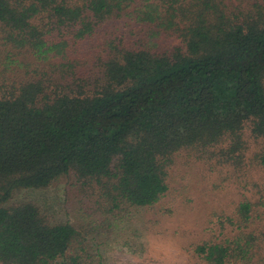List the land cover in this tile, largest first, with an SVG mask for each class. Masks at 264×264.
<instances>
[{
    "label": "trees",
    "instance_id": "1",
    "mask_svg": "<svg viewBox=\"0 0 264 264\" xmlns=\"http://www.w3.org/2000/svg\"><path fill=\"white\" fill-rule=\"evenodd\" d=\"M109 21L126 37L80 55ZM162 36L180 46L158 53ZM86 57L97 76L80 75ZM184 152L264 172V0H0V264L89 261L74 226L12 205L16 191L73 174L106 214L150 208ZM260 194L195 246L201 263L264 264Z\"/></svg>",
    "mask_w": 264,
    "mask_h": 264
},
{
    "label": "rangeland",
    "instance_id": "2",
    "mask_svg": "<svg viewBox=\"0 0 264 264\" xmlns=\"http://www.w3.org/2000/svg\"><path fill=\"white\" fill-rule=\"evenodd\" d=\"M66 1L82 5L86 0ZM112 32L126 37L123 23L106 22L91 40L78 41L80 55L108 49L105 40ZM154 42L158 53L180 46L173 36ZM89 59L81 62L80 75L85 78L97 76ZM245 137L250 141L248 132ZM168 185L167 194L153 207L106 214L98 204L100 193L70 174L47 188L16 191L11 204L30 202L49 223L74 226L83 238L87 264H203L194 253L195 246L228 237L225 219L237 203L244 198L258 203L261 191L264 196V172L249 171L238 178L226 167L184 152L169 171Z\"/></svg>",
    "mask_w": 264,
    "mask_h": 264
}]
</instances>
